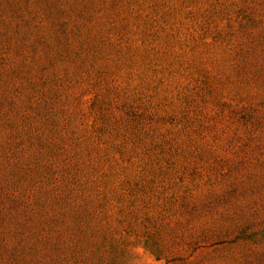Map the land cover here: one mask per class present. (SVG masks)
I'll return each mask as SVG.
<instances>
[{
  "label": "rangeland",
  "instance_id": "rangeland-1",
  "mask_svg": "<svg viewBox=\"0 0 264 264\" xmlns=\"http://www.w3.org/2000/svg\"><path fill=\"white\" fill-rule=\"evenodd\" d=\"M0 264H264V0H0Z\"/></svg>",
  "mask_w": 264,
  "mask_h": 264
}]
</instances>
